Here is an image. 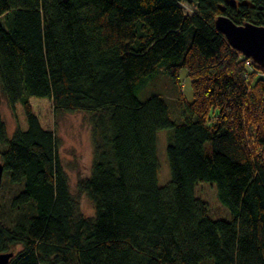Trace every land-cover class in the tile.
Listing matches in <instances>:
<instances>
[{"label": "trees", "instance_id": "obj_1", "mask_svg": "<svg viewBox=\"0 0 264 264\" xmlns=\"http://www.w3.org/2000/svg\"><path fill=\"white\" fill-rule=\"evenodd\" d=\"M220 15L264 26V0H0V97L15 120L9 137L0 110V162L19 188L18 218L0 217L7 264H264V73L217 30ZM159 68L181 123L160 96L137 97ZM75 112L92 143L77 197L54 129ZM169 128L161 186L157 133ZM204 181L230 220L210 217Z\"/></svg>", "mask_w": 264, "mask_h": 264}, {"label": "rangeland", "instance_id": "obj_2", "mask_svg": "<svg viewBox=\"0 0 264 264\" xmlns=\"http://www.w3.org/2000/svg\"><path fill=\"white\" fill-rule=\"evenodd\" d=\"M181 5L187 14H192L194 11V5L190 3L182 2ZM179 81L186 99L192 101L193 94L186 69L180 71ZM151 95H158L166 101L171 117L176 123L183 121L177 104L175 85L162 68H159L153 76L147 78L143 86L137 91V97L142 101ZM0 110L7 126L8 136L11 137L12 129L15 127V120L2 95L0 97ZM90 127L89 116L84 112L59 113L54 117V129L59 142V156L69 179L71 193L76 197L77 179L79 176L83 177L89 174L92 161ZM172 134V128L162 129L157 133V157L159 161L157 180L161 186L167 184L170 180L166 147L172 138ZM195 189L199 198L207 201L209 215L212 219L230 220L231 214L228 208L217 198L215 184L205 181L198 182ZM18 190V186L9 183L7 173H3L0 186V217L9 227L18 218V214L10 209L11 197ZM78 200L83 214L89 217L94 216V208L90 200L85 195L78 196ZM19 249L21 247L16 246V250ZM210 262V259H206L202 264H210Z\"/></svg>", "mask_w": 264, "mask_h": 264}, {"label": "water", "instance_id": "obj_3", "mask_svg": "<svg viewBox=\"0 0 264 264\" xmlns=\"http://www.w3.org/2000/svg\"><path fill=\"white\" fill-rule=\"evenodd\" d=\"M233 3V2H232ZM215 26L226 37L229 45L240 52L264 73V26L251 22L235 23L231 18L220 15L215 19ZM3 166L0 162V185ZM13 251L0 253V264H7Z\"/></svg>", "mask_w": 264, "mask_h": 264}, {"label": "crops", "instance_id": "obj_4", "mask_svg": "<svg viewBox=\"0 0 264 264\" xmlns=\"http://www.w3.org/2000/svg\"><path fill=\"white\" fill-rule=\"evenodd\" d=\"M14 130V128L12 129V131Z\"/></svg>", "mask_w": 264, "mask_h": 264}]
</instances>
